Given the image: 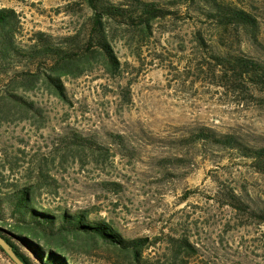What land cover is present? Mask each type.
Masks as SVG:
<instances>
[{
  "label": "rangeland",
  "instance_id": "1",
  "mask_svg": "<svg viewBox=\"0 0 264 264\" xmlns=\"http://www.w3.org/2000/svg\"><path fill=\"white\" fill-rule=\"evenodd\" d=\"M141 1L166 15L148 29L134 19L104 22L118 69L105 71L92 44L60 78L63 98L42 82L48 65L37 78L4 77L0 93L10 90L32 108L0 99V197L28 187L51 211L84 212L125 239L156 238L144 253L153 263L169 264L167 241L183 235L198 249L187 264H264V172L241 153L264 149V91L224 75L216 59L264 64V0ZM213 1L248 12L254 27L221 26ZM0 8L17 14L23 41L77 32L72 43L83 44L90 34L84 0H0ZM221 135L241 148L214 145ZM48 241L52 251L68 250L73 264H124L96 240L66 233ZM0 264L13 263L0 251Z\"/></svg>",
  "mask_w": 264,
  "mask_h": 264
},
{
  "label": "trees",
  "instance_id": "2",
  "mask_svg": "<svg viewBox=\"0 0 264 264\" xmlns=\"http://www.w3.org/2000/svg\"><path fill=\"white\" fill-rule=\"evenodd\" d=\"M84 1L92 11V19L89 37L82 42L83 44L72 43L77 37V32L62 38L63 41H57L52 36L36 32L23 41L17 14L12 9L0 8V85L4 83L6 76L10 77V82L23 78H37L39 66L48 65L47 70L50 72L41 76L42 82L49 81V84L56 89L53 93L63 98L62 88L58 84L60 78L68 74L72 68L78 67L74 57L80 55L82 50L84 54L90 52L92 44L100 49L101 55L107 62L108 66L104 64L105 71L109 68L118 69L119 64L112 52L111 38L104 27V22L116 19L131 22L134 19L139 20L141 25L148 29L152 21L166 15L165 10L153 2L130 0V8H128L124 4L120 7L106 5L103 0ZM175 1L182 4L194 0ZM209 6L214 11L212 17L223 27L234 24L253 28L255 25V19L242 9L227 8L214 1ZM216 59L217 66L221 68L224 75H233L237 79L247 77L264 91L263 63L228 54ZM0 99L8 100L10 104L18 105L19 108H32L31 103L25 102L10 90L0 93ZM212 135L216 136V134ZM213 136L201 134L200 137L210 141ZM212 143L224 148H241L229 135L218 136V139ZM241 153L243 157L254 160L258 170L264 172V149H243ZM228 199L231 200L232 197ZM66 233L96 240L110 247L112 254L118 257L115 256L114 261L121 258L124 264H157L158 262L153 263L144 254L147 250L155 248L156 238L153 240L147 237L125 239L109 224L89 221L84 212L70 214L66 211H51L36 203L28 187H20L0 197V236L10 244L24 264L32 263L29 257L18 248L20 245L38 264H73L68 250L64 247L61 250L52 251L46 244L50 242H43L45 235L60 237ZM167 243L172 246L169 264H187L190 258L197 255L196 244L186 236L170 237ZM0 251L2 252L1 249Z\"/></svg>",
  "mask_w": 264,
  "mask_h": 264
},
{
  "label": "water",
  "instance_id": "3",
  "mask_svg": "<svg viewBox=\"0 0 264 264\" xmlns=\"http://www.w3.org/2000/svg\"><path fill=\"white\" fill-rule=\"evenodd\" d=\"M0 249L2 252L10 259L13 264H24V262L16 255L10 244H8L1 236H0ZM34 264L33 261H31Z\"/></svg>",
  "mask_w": 264,
  "mask_h": 264
}]
</instances>
